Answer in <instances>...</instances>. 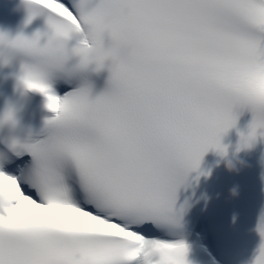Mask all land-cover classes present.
I'll return each mask as SVG.
<instances>
[{"label":"snow or ice","instance_id":"snow-or-ice-1","mask_svg":"<svg viewBox=\"0 0 264 264\" xmlns=\"http://www.w3.org/2000/svg\"><path fill=\"white\" fill-rule=\"evenodd\" d=\"M24 3L48 30L0 32V46L26 58L18 87L55 115L45 140L7 142L30 164L7 170L0 153V264H189V246L164 238L183 227L178 190L244 111L247 139L264 137V0ZM106 67L101 94L87 82L57 94ZM17 123L9 105L0 125Z\"/></svg>","mask_w":264,"mask_h":264},{"label":"clouds","instance_id":"clouds-1","mask_svg":"<svg viewBox=\"0 0 264 264\" xmlns=\"http://www.w3.org/2000/svg\"><path fill=\"white\" fill-rule=\"evenodd\" d=\"M76 2H77V0H76ZM14 58H15V56L12 55V50L10 48H8L6 46H0V63H3L5 65H8V64H10L12 62V60ZM18 77H19V75H18ZM18 77H17V80H18ZM19 88L24 89L22 86L19 87ZM26 92H28V91H26ZM18 123L16 124L15 127H13L11 124H7V125H10L13 129H15L18 126ZM3 125H5V124H3ZM247 135H248V133L247 134H244V138L243 139H242V137L240 135V139L238 140L237 144L235 145V155H234V158H230L229 157V147L230 146H226L223 143H222V145H223V149L224 150L221 151V152H217L216 151L217 154L221 157V160L223 161L224 166L226 167V169L229 172H234V173H237L238 174L239 171H240V169L245 166V162L242 161V160H240L238 158L239 157V153L242 152V151H244L245 149H251L255 145V142H256V141L255 142H250L247 139ZM29 138H30V133H29ZM14 140L15 141L22 142L18 137H15V136L11 137L7 142L10 143V142H12ZM249 145H251V146H249ZM218 166H219V162H218ZM202 175H204V173H202ZM208 175H210V173ZM231 195L234 198L235 197H238V195H239L238 188H233L231 190ZM262 220H264V211H262L261 212V215H260V219H259V223H258V227H257V231L258 232H259V228L261 226ZM259 250H260V248H259ZM259 250H258V252H257L254 260L252 261V264H264V256H262L260 254V251Z\"/></svg>","mask_w":264,"mask_h":264}]
</instances>
